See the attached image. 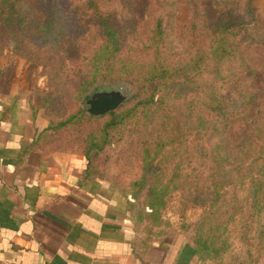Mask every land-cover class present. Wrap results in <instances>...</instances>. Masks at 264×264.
<instances>
[{
    "label": "trees",
    "instance_id": "16d2710c",
    "mask_svg": "<svg viewBox=\"0 0 264 264\" xmlns=\"http://www.w3.org/2000/svg\"><path fill=\"white\" fill-rule=\"evenodd\" d=\"M119 3L128 12L132 9L133 0H119ZM76 13L79 20L92 21L91 29H88V48L81 53L72 52L61 25L60 13L54 4L49 2L47 10L38 19L25 0H0V44L4 41L11 43L23 57L45 68L54 69L64 78L75 77L78 72L79 83L82 82L78 92L79 103L87 102L91 91H99L103 86L119 83L130 86L132 98L129 96L117 110L102 116L88 112V118L97 122L108 117L102 133L109 139L113 138V142L108 140L111 144L120 143L126 132L134 131L130 130L131 127L139 130L143 125V116L145 119L156 117L164 122V133L154 149L151 143H143V173L135 186L137 192L133 195L138 200L140 189L147 188V200L153 208L166 205L171 192L181 189L171 185L173 179H178L186 171V163L183 161L186 152L176 148V144L187 146L189 140L180 131L174 132L172 126L175 121L170 120V113L174 109L177 112L188 109L190 117L195 119L193 131L197 141L213 146L207 160L210 161V157L214 160L213 169L217 175L214 184L211 182L203 191L206 194L201 200L204 215L195 225L198 246L193 248L194 256L211 253L215 258L221 254L219 241L223 238L224 225H228L227 229L232 227L237 234L246 230L244 240L247 245L250 244L246 241L252 239L250 235L258 233L262 241L259 244L260 251H264V117L256 124L257 128L242 140L233 143L227 137L230 129L227 120L241 112L232 107L224 90L238 83L237 80L234 82L237 76L229 61L234 60L238 54L237 30H243L246 37L247 29L243 21L236 22L230 16L220 19L208 30L210 45L196 48L194 52L192 48L186 61L179 62L172 58L169 24L164 17L158 16L154 21H149L148 31L138 33L135 31L138 23L133 21L136 28L124 27L116 11L106 12L101 0H80ZM146 20L148 17H144L143 21ZM82 58L83 63H76ZM41 95L45 110L46 97L43 92ZM128 100H136L135 105L123 109ZM177 101H180L179 104ZM249 105L250 102L245 106ZM87 111L79 110L80 119L87 117ZM76 116L78 113L61 125H67L69 121L74 123ZM178 123H185V119L181 118ZM53 128L54 124L49 122L39 134L37 145L51 153H67L61 147L60 151L52 147ZM90 137L84 156L86 176L90 180H102V176H98L92 168L90 152L98 147L101 140H98L96 134ZM103 140L107 141L105 138ZM213 156H220L219 163L229 167V175L239 171L238 176L244 181L247 197L239 213L234 211L232 203L227 200L228 186L218 182L223 170ZM250 163L258 168V176L246 175L244 166ZM207 165L205 173H211ZM170 174L172 178L169 180ZM120 192L130 199L131 196ZM226 216L230 220L228 224L225 222ZM255 225L261 226L262 230H255ZM255 250L256 254H261Z\"/></svg>",
    "mask_w": 264,
    "mask_h": 264
},
{
    "label": "rangeland",
    "instance_id": "374dc122",
    "mask_svg": "<svg viewBox=\"0 0 264 264\" xmlns=\"http://www.w3.org/2000/svg\"><path fill=\"white\" fill-rule=\"evenodd\" d=\"M25 1L38 19L47 10L49 2L54 4L60 13L61 25L72 52L86 51L90 42L88 29H91L92 21L85 22L78 19L76 10L80 7V0ZM101 2L106 12L116 11L120 24L124 27L136 28L133 21L138 23V28L135 30L138 33L148 31L149 21H154L158 16L166 18L170 31L171 55L179 62L186 61L188 52L192 48L194 52L196 48L210 45L208 30L220 19L230 16L236 22L243 21L247 29L246 37L243 30H237L238 54L234 60L229 61V65L235 68L234 72L237 76L234 82L237 80L238 83L233 82L235 85L224 90V95L232 107L241 112L227 120L230 128L227 137L233 143L238 142L251 130L257 128L256 124L264 117V0H133L130 12L119 3V0H101ZM144 17H148L146 22L143 21ZM243 37L246 39H241ZM83 61L82 58L76 63L80 64ZM77 73L75 77L64 78L54 69L45 68L34 60L23 57L11 43L4 41L0 44V79L4 76L16 77L25 82L24 86L31 87L35 91L41 89L40 95L41 92L45 94L46 109L41 107L37 113H40L47 126L49 122L54 124L51 140L54 142L52 147L55 151H60L61 147L70 155L84 158L88 139L94 134L98 135V140L101 141L98 147L90 151L93 158L92 168L98 176H102V181L113 184L120 191L131 196L129 218L135 239L144 247L159 242H167L170 245L179 242V245L185 244L188 250L198 246L195 225L204 215V204L201 200L206 194L203 191L211 182H215L217 175L215 176L213 169L214 160L211 157L210 161L207 160L213 146L197 141L193 131L194 117L193 119L190 117L189 110H184V106L183 112L174 109L170 113L172 115L170 120L175 121V124L171 125L174 132L180 131L189 140L187 146L176 144V148L186 152L183 160L186 163V171L178 179L171 181L172 186L181 189L171 192L166 205L153 208L151 202L147 200V188L140 189L138 200H135L133 195L137 192L135 186L141 180L143 173V143L145 145L151 143L154 149L164 133V122L156 117L145 119L143 116V125L138 127L139 130L131 127L130 130L134 131L126 132L120 143L111 144L108 140L113 142V138L109 139L104 132L102 133L108 117L97 122L88 118L87 111V117L80 119L79 110L83 112V109H89L90 106L86 102L78 101L82 82L79 83L80 75L77 76ZM104 91L120 93L122 97L132 98L133 95L130 86L119 83L103 86L99 91H91V97L96 92ZM179 102L177 101L178 104ZM249 102L250 105L246 107ZM135 103L136 100H128L123 109L131 108ZM77 113L78 117L76 116L77 120L74 123L69 121L67 125H61ZM181 118L185 119V123H178ZM213 158L224 171L219 175L218 182L228 186L227 200L232 203L234 211L239 213L247 197L244 181L238 176L239 171H233L232 176L228 174L229 167L219 163L220 156ZM207 164L211 173H205ZM244 168L247 176H258L256 174L258 168L254 163ZM168 178L170 180L172 174L168 175ZM229 221V217L226 216L225 222L228 224ZM227 226H223V238L219 241L221 254L214 258L211 253L205 255L199 253L198 256H193L190 264H264V251H260L259 244L262 241L259 234L252 233L251 241H246L250 245H247L244 240L246 230L237 234L233 232L232 227L227 229ZM254 229L262 230L259 225H255ZM255 249L261 254H256Z\"/></svg>",
    "mask_w": 264,
    "mask_h": 264
},
{
    "label": "crops",
    "instance_id": "0c3cea01",
    "mask_svg": "<svg viewBox=\"0 0 264 264\" xmlns=\"http://www.w3.org/2000/svg\"><path fill=\"white\" fill-rule=\"evenodd\" d=\"M24 83L0 79V264H190L185 244L137 241L129 199L84 158L37 145L41 89Z\"/></svg>",
    "mask_w": 264,
    "mask_h": 264
},
{
    "label": "water",
    "instance_id": "95a60500",
    "mask_svg": "<svg viewBox=\"0 0 264 264\" xmlns=\"http://www.w3.org/2000/svg\"><path fill=\"white\" fill-rule=\"evenodd\" d=\"M120 95V93L108 91L96 92L86 102L90 106L88 112L91 115L102 116L117 110L129 98V96L122 97Z\"/></svg>",
    "mask_w": 264,
    "mask_h": 264
}]
</instances>
